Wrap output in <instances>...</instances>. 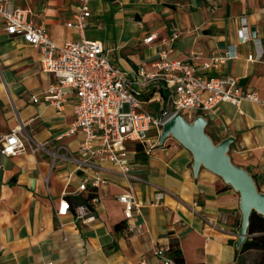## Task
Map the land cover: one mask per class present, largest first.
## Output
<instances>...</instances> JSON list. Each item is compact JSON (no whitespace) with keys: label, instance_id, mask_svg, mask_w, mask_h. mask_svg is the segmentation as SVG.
Returning <instances> with one entry per match:
<instances>
[{"label":"crops","instance_id":"obj_1","mask_svg":"<svg viewBox=\"0 0 264 264\" xmlns=\"http://www.w3.org/2000/svg\"><path fill=\"white\" fill-rule=\"evenodd\" d=\"M9 1L31 10V20L45 26L58 46L102 43L131 79L140 69L154 71L162 51L172 47L170 59L197 57L201 74L234 77L264 101V62L248 61L264 51V0ZM84 7L91 12L85 30L68 27ZM152 33L157 40L144 43ZM175 33L179 37L172 45L161 44ZM242 34L250 40L243 43ZM231 48L236 59L202 69ZM41 60L38 49L8 35L0 21V264H160L156 251L165 248L168 254L175 241L186 264H239L240 194L204 167L196 171L193 154L171 139L153 148L133 146L130 175L135 180L107 162L97 174L84 164L78 169L74 159L87 160L80 153L85 136L67 134L76 98L68 94L60 110L45 101L57 79L42 70ZM198 117L217 145L232 140L230 161L264 194L263 108L249 101L223 103ZM17 127L26 150L3 155L1 140ZM95 177L104 181L99 188L79 191ZM129 186L140 204L132 220L118 201ZM62 200L72 210L91 205L93 220L57 216Z\"/></svg>","mask_w":264,"mask_h":264},{"label":"built area","instance_id":"obj_2","mask_svg":"<svg viewBox=\"0 0 264 264\" xmlns=\"http://www.w3.org/2000/svg\"><path fill=\"white\" fill-rule=\"evenodd\" d=\"M31 15V10L17 8L9 0H0V21L7 34L18 36L38 49L42 54V70L54 74L57 79L47 91L45 101L60 110L68 94L76 98L74 122L67 134L81 132L85 136L80 153L87 160L74 159L78 169H82L81 164H84L97 174L103 170L102 164L107 162L128 180H135L130 175L133 146L155 147L153 144L160 142L165 124L176 114L192 123L198 114L209 112L220 104L239 106L244 101L258 104L264 110V101L259 94L243 90L236 78L201 74L194 63L197 57L190 62L172 60L173 48L169 47L160 54L154 71L140 69L137 79H131L112 62L102 43L67 42L58 46L47 28L35 24ZM90 17L91 12L84 7L76 16V22L68 24V27L84 31ZM241 36L243 43L250 40L248 35ZM157 37L152 33L144 43L150 45ZM178 37L175 33L171 40H163L161 44L172 45ZM236 58V49L231 48L224 57L211 58L202 69L208 71ZM248 61L264 62V51L260 49L258 54L249 55ZM33 101L39 102L38 99ZM22 133V128L17 127L1 140L3 155L16 156L26 150ZM103 183L98 177L90 182L85 180L79 191L86 192L89 187L96 189ZM162 198V193L156 195L157 200ZM118 201L125 205L127 220H132L140 204L131 186L118 197ZM69 213L76 221L93 220L91 205H81L72 210L70 203L62 200L57 216ZM156 257L160 264H178L168 256L165 248H159Z\"/></svg>","mask_w":264,"mask_h":264},{"label":"water","instance_id":"obj_3","mask_svg":"<svg viewBox=\"0 0 264 264\" xmlns=\"http://www.w3.org/2000/svg\"><path fill=\"white\" fill-rule=\"evenodd\" d=\"M207 123L197 117L192 123L176 114L164 126L160 143L171 137L189 150L194 157V168L200 167L221 176L240 194V209L243 223L239 232V247L248 238L250 218L254 212L264 216V194L258 191L253 177L245 170L232 164L228 156L232 140L214 145L206 134Z\"/></svg>","mask_w":264,"mask_h":264},{"label":"trees","instance_id":"obj_4","mask_svg":"<svg viewBox=\"0 0 264 264\" xmlns=\"http://www.w3.org/2000/svg\"><path fill=\"white\" fill-rule=\"evenodd\" d=\"M168 256L178 264H186L178 241L172 242ZM239 264H264V216L256 212L250 218L248 238L241 246Z\"/></svg>","mask_w":264,"mask_h":264},{"label":"rangeland","instance_id":"obj_5","mask_svg":"<svg viewBox=\"0 0 264 264\" xmlns=\"http://www.w3.org/2000/svg\"><path fill=\"white\" fill-rule=\"evenodd\" d=\"M208 136H209V134H207ZM210 137V139H211V141H212V143L214 144V145H217L216 144V142H215V140H214V138H212L211 136H209ZM171 139V142H173V143H176L177 141L174 139V138H170ZM165 143H167V141L166 142H164V143H162V144H165ZM178 143V142H177ZM159 141L158 142H156L155 144H153L154 146H160V145H162ZM152 145V144H151Z\"/></svg>","mask_w":264,"mask_h":264}]
</instances>
